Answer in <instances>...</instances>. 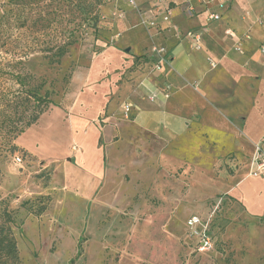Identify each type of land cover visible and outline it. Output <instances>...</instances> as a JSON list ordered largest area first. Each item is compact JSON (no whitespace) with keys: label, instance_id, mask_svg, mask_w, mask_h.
Segmentation results:
<instances>
[{"label":"rangeland","instance_id":"374dc122","mask_svg":"<svg viewBox=\"0 0 264 264\" xmlns=\"http://www.w3.org/2000/svg\"><path fill=\"white\" fill-rule=\"evenodd\" d=\"M92 1L0 0V94L9 84L5 68L19 61L53 102L68 107L76 101L89 63L114 46L120 23L114 13L123 9L114 0H101L91 12ZM220 1L208 0L215 9L210 11L242 29L241 43L254 37L264 54V0ZM125 21L138 23L132 13ZM59 46L65 53L57 58ZM132 67L107 71L110 88H116L99 115L89 116L97 99L85 114H75L80 123L72 125L44 112L22 137L35 154L19 146L18 137L17 149L6 151L0 132V210L14 219L19 264H264V219L251 217L225 194L230 177L247 171L248 155L233 146L214 162L199 161L197 140L168 147L132 123L131 110L126 114L122 108L135 88ZM93 73H100L96 66ZM235 103L248 108L240 97ZM255 117L249 126L257 125ZM88 118L100 131L103 169L92 193L85 192L86 171L76 175L74 157L65 153L72 129L81 131ZM104 125L110 134L101 131ZM70 148L77 151L75 143ZM192 215L209 220L212 249L195 250L186 227Z\"/></svg>","mask_w":264,"mask_h":264},{"label":"crops","instance_id":"0c3cea01","mask_svg":"<svg viewBox=\"0 0 264 264\" xmlns=\"http://www.w3.org/2000/svg\"><path fill=\"white\" fill-rule=\"evenodd\" d=\"M114 1L123 7L121 13H124L119 17V29L115 33L118 37L114 46L106 47L99 57L89 63L85 69V86L79 89L78 94L75 93L76 101L73 100L68 107L53 106L45 113L56 114L62 125H72L75 121L80 123V118L75 114H85L97 99L100 103L90 111L89 116L93 118L99 115L107 106L108 94L116 88L115 84L114 88H110L112 81L108 79L109 70L113 66L121 69L133 66L134 70L137 65L133 72L135 88L130 87L128 94L132 123L161 137L168 147L191 145L197 140L199 161L214 162L224 153V149L229 151L237 146L239 151L248 155L247 171L230 177L233 180L225 194L237 199L251 217L264 219V172L258 176L250 174L256 148L264 153V54L257 50L254 37L244 40L241 49L235 50V36L241 38L242 29L222 16L209 24V31L203 36V47L197 50L182 35L205 25L207 13L215 10L209 9L208 0H188L194 7L191 14L184 9L186 0H165L172 9L171 19L169 24L157 30H147L140 25L142 15L151 16L145 0H137L139 11L126 5L124 0ZM130 13L138 19L139 24L125 21ZM175 30L179 31L180 37ZM152 44L164 45L168 49L169 59L159 70L153 69L149 54ZM207 55L215 56L218 63L216 69L209 66ZM95 66L100 73H93ZM102 77L106 79L101 82ZM196 82L197 87H192L191 84ZM165 85H170L168 97L159 95L155 101L147 99L151 91L163 89ZM238 97L247 109L242 110L235 103ZM251 115L256 116L255 127L249 126ZM90 118L81 131L72 129L70 142L65 149L66 154L74 157L70 165L76 175L82 169L86 171L87 193L96 190L103 174L102 157L97 148L100 131ZM31 127L21 133L16 142L27 152L35 154L22 139ZM100 129L103 133L106 129L110 134L107 125ZM72 143L77 145V151L71 150ZM225 144L229 145L225 147ZM88 148L89 153H86ZM172 152L179 154L176 149Z\"/></svg>","mask_w":264,"mask_h":264},{"label":"trees","instance_id":"16d2710c","mask_svg":"<svg viewBox=\"0 0 264 264\" xmlns=\"http://www.w3.org/2000/svg\"><path fill=\"white\" fill-rule=\"evenodd\" d=\"M100 2H89V11H94ZM90 18L95 19V16ZM64 53V46H59L54 55L60 58ZM18 62L5 68L9 84L0 94V132L3 133L4 147L9 152L17 149L14 140L21 133L35 124L51 106H59L50 99L47 91L42 92L41 83L24 71L23 65H16ZM13 221L9 211L0 210V264H19V251L11 226Z\"/></svg>","mask_w":264,"mask_h":264},{"label":"built area","instance_id":"2783aa9c","mask_svg":"<svg viewBox=\"0 0 264 264\" xmlns=\"http://www.w3.org/2000/svg\"><path fill=\"white\" fill-rule=\"evenodd\" d=\"M126 5L129 7L134 8L135 10L139 11V7L137 5V0H124ZM148 4V12H151V16H141L139 19L140 25L147 30L158 29L162 28L164 25L169 24L172 9L169 3H166L165 0H145ZM225 0H221L220 4L224 3ZM184 9L187 14H191L194 12V7L192 4L189 3L188 0L185 1ZM122 11L115 12V16L118 18L123 16L124 13ZM221 14L217 11H209L206 17V23L202 27H200L197 31H187L182 36L187 39L190 45L200 50L203 47V36L206 32L209 31V24L211 22H215L220 20ZM175 34L180 37L181 34L179 31L175 30ZM115 38L118 35L114 36ZM236 44L234 45L235 50H240V43L241 38L235 36ZM150 55L153 61V69L159 70L161 66L166 63L169 59L168 57V49L164 45L152 44L149 48ZM206 60L208 64L212 67H216V61L213 59L211 55L206 56ZM171 89L170 85H165L163 89H155L151 91L147 95V99L150 101H155L159 95H163L165 98L170 95ZM123 112L128 113L131 110V107L128 103H125L123 106ZM76 148V147H75ZM15 160L18 162L21 161L19 157H16ZM264 172V153L259 149L256 148L255 153L253 155V168L251 171V175L258 176ZM186 227L190 235H192L195 239V250L199 253L208 251L213 248L215 243L214 235L211 234L209 229V220L202 219L197 215H192L188 217L186 220Z\"/></svg>","mask_w":264,"mask_h":264},{"label":"water","instance_id":"95a60500","mask_svg":"<svg viewBox=\"0 0 264 264\" xmlns=\"http://www.w3.org/2000/svg\"><path fill=\"white\" fill-rule=\"evenodd\" d=\"M126 50H129V49H126Z\"/></svg>","mask_w":264,"mask_h":264}]
</instances>
